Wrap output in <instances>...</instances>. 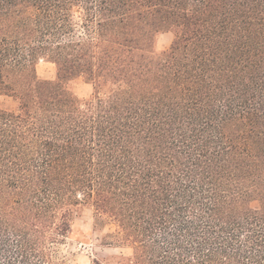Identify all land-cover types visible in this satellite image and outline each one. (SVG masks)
<instances>
[{
    "label": "trees",
    "instance_id": "1",
    "mask_svg": "<svg viewBox=\"0 0 264 264\" xmlns=\"http://www.w3.org/2000/svg\"><path fill=\"white\" fill-rule=\"evenodd\" d=\"M2 98L0 264H264V0H0Z\"/></svg>",
    "mask_w": 264,
    "mask_h": 264
},
{
    "label": "rangeland",
    "instance_id": "2",
    "mask_svg": "<svg viewBox=\"0 0 264 264\" xmlns=\"http://www.w3.org/2000/svg\"><path fill=\"white\" fill-rule=\"evenodd\" d=\"M173 40V33L160 35L157 40V51L169 49ZM37 72L40 79H56V66L50 62L40 61ZM70 87L82 100L94 98L98 91L100 96H105L109 92L108 87L96 90L93 84H89L83 79L72 82ZM0 104L6 108L15 107V103L10 98L0 99ZM114 230V226L110 225L103 233L94 231V211L91 207H84L76 219L71 237L61 247V256L69 264H93L95 259L102 260L120 254L129 255L131 252L129 249L110 248L102 244L103 235L114 232Z\"/></svg>",
    "mask_w": 264,
    "mask_h": 264
}]
</instances>
